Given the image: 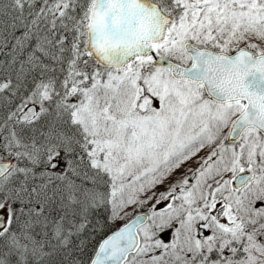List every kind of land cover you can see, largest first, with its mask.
Listing matches in <instances>:
<instances>
[{
  "label": "snow or ice",
  "instance_id": "6c2138e0",
  "mask_svg": "<svg viewBox=\"0 0 264 264\" xmlns=\"http://www.w3.org/2000/svg\"><path fill=\"white\" fill-rule=\"evenodd\" d=\"M0 264H264V0H0Z\"/></svg>",
  "mask_w": 264,
  "mask_h": 264
}]
</instances>
